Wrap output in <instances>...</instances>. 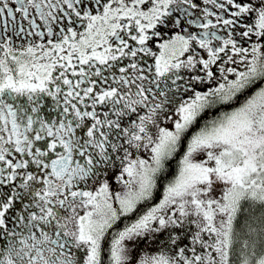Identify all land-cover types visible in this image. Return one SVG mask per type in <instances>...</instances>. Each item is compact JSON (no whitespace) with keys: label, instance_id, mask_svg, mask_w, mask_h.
<instances>
[{"label":"snow or ice","instance_id":"6c2138e0","mask_svg":"<svg viewBox=\"0 0 264 264\" xmlns=\"http://www.w3.org/2000/svg\"><path fill=\"white\" fill-rule=\"evenodd\" d=\"M0 264H264V0H0Z\"/></svg>","mask_w":264,"mask_h":264},{"label":"flooded vegetation","instance_id":"af4514ba","mask_svg":"<svg viewBox=\"0 0 264 264\" xmlns=\"http://www.w3.org/2000/svg\"><path fill=\"white\" fill-rule=\"evenodd\" d=\"M115 186L119 187V185L113 184V187ZM163 239H164L163 235H160L157 237V241L163 240ZM157 247H158V244L156 241H153L152 237L142 238L138 242H135L134 245L132 246L137 257H139V255L145 252H148L149 254L154 253L157 251Z\"/></svg>","mask_w":264,"mask_h":264},{"label":"trees","instance_id":"16d2710c","mask_svg":"<svg viewBox=\"0 0 264 264\" xmlns=\"http://www.w3.org/2000/svg\"><path fill=\"white\" fill-rule=\"evenodd\" d=\"M175 165H172V170L174 171ZM156 201L153 200L150 203H155ZM148 205H141L138 206L139 210L133 214H131L127 219H123L121 222H118V224L116 225V228H122L124 226V224L126 223H131L132 221H134L138 215L142 214L143 211H146ZM135 242H133L130 246L132 247L134 245ZM142 255V254H141ZM140 256V255H139Z\"/></svg>","mask_w":264,"mask_h":264},{"label":"rangeland","instance_id":"374dc122","mask_svg":"<svg viewBox=\"0 0 264 264\" xmlns=\"http://www.w3.org/2000/svg\"><path fill=\"white\" fill-rule=\"evenodd\" d=\"M118 189H119V187H116V186L113 187V190H114V191H115V190H118Z\"/></svg>","mask_w":264,"mask_h":264}]
</instances>
